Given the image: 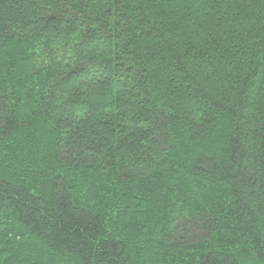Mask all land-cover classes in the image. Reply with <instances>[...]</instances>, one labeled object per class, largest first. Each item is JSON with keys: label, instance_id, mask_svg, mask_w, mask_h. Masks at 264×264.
<instances>
[{"label": "trees", "instance_id": "trees-1", "mask_svg": "<svg viewBox=\"0 0 264 264\" xmlns=\"http://www.w3.org/2000/svg\"><path fill=\"white\" fill-rule=\"evenodd\" d=\"M0 264H264V0H0Z\"/></svg>", "mask_w": 264, "mask_h": 264}, {"label": "bare ground", "instance_id": "bare-ground-1", "mask_svg": "<svg viewBox=\"0 0 264 264\" xmlns=\"http://www.w3.org/2000/svg\"><path fill=\"white\" fill-rule=\"evenodd\" d=\"M91 224V223H90ZM97 225V224H96ZM98 229V228H97Z\"/></svg>", "mask_w": 264, "mask_h": 264}]
</instances>
